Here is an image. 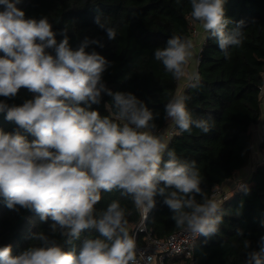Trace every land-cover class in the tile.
I'll return each mask as SVG.
<instances>
[{"label": "clouds", "instance_id": "clouds-1", "mask_svg": "<svg viewBox=\"0 0 264 264\" xmlns=\"http://www.w3.org/2000/svg\"><path fill=\"white\" fill-rule=\"evenodd\" d=\"M19 3L0 0V97L6 98L0 100V112L33 139L0 129V199L9 210L24 209L42 223L51 221V235L30 232L28 239L38 243L18 255H12L11 245L0 247V264H137V242L127 227L126 207L119 199L105 209L96 207L102 193L114 190L145 218L161 197L175 226L194 239L218 234L221 204L204 195L196 161L179 158L157 133L158 112L131 92L107 87L103 74L111 62L94 49L87 51L90 45L103 44L85 38L73 50L66 34L57 42L47 16L26 18ZM189 3L192 19L226 58L230 48L242 45L245 21L235 22L229 31L234 21L225 15V0ZM95 23L109 40L116 39L107 18L97 16ZM193 48L191 39L171 36L166 46L155 49L154 58L175 80L187 77V86L196 89L199 73L186 68ZM21 88L34 98L9 105L6 100ZM103 95L111 98L104 104L107 115L93 108ZM190 99L176 93L164 105L163 118L180 133L195 127L206 134L213 125L193 117L187 108ZM86 231L98 235L85 237L77 250L74 242ZM258 244V251L249 250L251 242L243 241L248 249L244 264H264V236Z\"/></svg>", "mask_w": 264, "mask_h": 264}, {"label": "trees", "instance_id": "trees-1", "mask_svg": "<svg viewBox=\"0 0 264 264\" xmlns=\"http://www.w3.org/2000/svg\"><path fill=\"white\" fill-rule=\"evenodd\" d=\"M17 7L25 12L26 18L38 20L47 16L57 33V42L66 34L73 50L85 38L98 40L103 47L93 44L87 51L94 49L111 62L103 74L107 87L131 92L158 112L156 130L168 126L169 122L163 118L164 105L176 94L181 80H175L165 71L162 63L155 60L154 51L166 46L171 36L194 38L197 21L190 15L189 0H20ZM224 8L225 15L234 21L229 31L235 28V22L245 21L243 43L230 48L226 58L216 42L205 37L197 58L200 86L192 89L187 83L183 90L191 97L187 108L193 117L209 119L212 129L205 134L193 127L191 133H180L173 125L169 127V130L174 128V134L168 147L182 160L196 161L203 181L201 188L209 199L217 185H223L248 165L252 159L253 126L258 124L261 131L264 122V0H225ZM97 16L107 18L108 24L116 29V39H108L106 31L95 23ZM33 98V93L21 88L15 98L6 102L21 105ZM110 99L103 95L101 104L93 108L107 115L104 104ZM5 116L6 112H0V129L20 131L29 140L33 139ZM258 143L264 152V140L258 139ZM241 181H246V185L221 203L223 222L219 233L200 236L193 260L184 258L183 264H244L248 251L243 246L245 239L251 242L249 250H259L258 241L264 236V162H258ZM117 199L130 213L127 227L135 236L140 212L119 191L102 193L96 207L105 209ZM200 199L198 196L197 200ZM156 201L148 217V227L153 235L164 238L180 228L175 226L173 213L162 203V198L157 196ZM50 223H42L31 211L9 210L0 199V247L11 245L12 255H18L31 243H38L28 239L30 232L51 235ZM238 231L243 235L238 236ZM97 235L95 231H86L74 246L78 250L85 237ZM66 247L70 249L73 245Z\"/></svg>", "mask_w": 264, "mask_h": 264}, {"label": "built area", "instance_id": "built-area-1", "mask_svg": "<svg viewBox=\"0 0 264 264\" xmlns=\"http://www.w3.org/2000/svg\"><path fill=\"white\" fill-rule=\"evenodd\" d=\"M35 95V94H34ZM262 97L264 102V87L262 88ZM174 134V129L168 131V138ZM264 140V122L261 125V135L259 141ZM264 162V152H262V159ZM246 185V181L238 184L240 186ZM229 194L223 185H217L214 188L212 198L218 204L227 200ZM150 214V213H149ZM145 218L140 213V219L135 228V239L137 242V264H167L170 260L182 257L193 260L194 250L198 239H194L190 233L184 229L177 230L164 238L153 235L152 230L148 227V217ZM141 237V240H140Z\"/></svg>", "mask_w": 264, "mask_h": 264}, {"label": "crops", "instance_id": "crops-1", "mask_svg": "<svg viewBox=\"0 0 264 264\" xmlns=\"http://www.w3.org/2000/svg\"><path fill=\"white\" fill-rule=\"evenodd\" d=\"M198 24V23H197ZM200 24V23H199ZM198 28H200L198 35L195 36V38L193 39V44H194V48H193V58L189 61V64L186 66L187 71L189 73L191 72H197L198 71V64H197V58H198V51H199V45L200 43L205 39L206 37V33L204 32L202 26L200 25ZM188 83L187 77H185L184 79L181 80L178 90L176 93L180 92L183 93V90L186 86V84ZM263 110H264V105H263ZM172 124L169 122L168 126L165 127L164 129H159L156 130L158 134H161L163 136L164 141L168 144L169 142V138H168V131H169V127ZM174 129V128H173ZM253 132V142H252V159L250 160V162L248 163V165L246 167H244L243 169L239 170L234 177L228 179L223 186L229 191L232 188H235V190L237 189V183L236 181H240L242 179H244L245 177H247L249 175V172L254 170V167L258 164V162L261 161L262 159V151L259 147V143H258V139L261 135V131H260V127L258 124L253 126L252 129ZM171 261V260H170Z\"/></svg>", "mask_w": 264, "mask_h": 264}, {"label": "rangeland", "instance_id": "rangeland-1", "mask_svg": "<svg viewBox=\"0 0 264 264\" xmlns=\"http://www.w3.org/2000/svg\"><path fill=\"white\" fill-rule=\"evenodd\" d=\"M198 23V24H197ZM196 24H195V27H196V29L198 30V32H199V30H200V28H198L199 26H200V24H199V22H197ZM195 29V30H196ZM197 30H196V33H195V35H194V38H195V36L196 35H198V32H197ZM201 31V30H200ZM193 38V39H194ZM193 39H192V41H193ZM240 182H242L241 180L240 181H236V183H237V185L240 183ZM237 188H238V186H237ZM228 191V190H227ZM235 191V188H232V189H230L229 191H228V194L230 195L231 193H233ZM171 264H183L184 262H185V259L184 258H182V257H179L178 259H172L171 261Z\"/></svg>", "mask_w": 264, "mask_h": 264}]
</instances>
